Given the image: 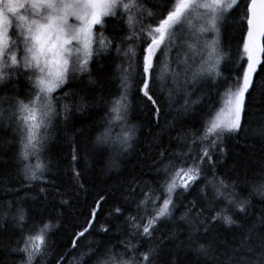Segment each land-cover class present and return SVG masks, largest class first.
I'll list each match as a JSON object with an SVG mask.
<instances>
[{
    "label": "snow or ice",
    "instance_id": "snow-or-ice-1",
    "mask_svg": "<svg viewBox=\"0 0 264 264\" xmlns=\"http://www.w3.org/2000/svg\"><path fill=\"white\" fill-rule=\"evenodd\" d=\"M241 3L242 0H169L166 14L161 15L155 24L145 25V13L149 18L155 13L141 0H0V128L11 129L19 137L17 155L24 187L44 181L47 171L44 154L50 132L61 115L68 119L73 107L62 103L61 97L55 93L76 75L90 73L93 58L113 46L103 33L106 18H126L129 32L124 40L139 41L144 45L142 64H137L133 44L130 43L123 52L127 62L118 65L120 93L112 99L105 127L96 138L98 146L110 147L118 153L127 151L136 136L135 128L128 125L127 113L128 95L136 84L138 69L142 68L139 72L140 91L157 117L160 109L150 82L157 78L164 80L169 75L177 90L183 89L186 99L182 107L188 112L192 105L204 98L200 95L191 99L194 92L203 90L210 83L219 84L221 64L226 57L231 58L220 44L221 27ZM243 6L246 34L242 37L241 59L246 58V66L240 64L233 83L223 92L217 90L216 100L203 117L202 128L180 137L186 150L176 152L175 159L162 161L164 177L160 181V191L142 189L143 198L137 202V214L128 218L130 238L121 241L123 250L117 251L111 246L104 253L96 252L95 264H157L165 244L162 237L158 243L154 242L158 226L174 219L179 190L188 191L202 176L206 178L207 169L215 168V152L224 136L241 131L246 100L255 91L253 76L258 66L264 63V0H247ZM115 47L119 55L121 46ZM173 49L178 50L175 69L171 59ZM158 52L161 57L157 61L159 76L154 71ZM21 75L31 84L26 99L8 91ZM70 95L67 91L63 93L64 97ZM84 106L83 99L76 105L77 109ZM116 128L119 131H115ZM161 157H164L163 152ZM33 158L35 163H32ZM209 185L210 198L209 193L204 192L209 205L204 233L209 232V223L219 221L228 227L242 228L240 242L235 246L225 242V248L221 249L214 240L202 241L198 217L206 209L201 205L200 212L193 216L194 201L189 211L180 217L189 226L187 246L204 264H214L221 256L224 257L223 264H264V231L259 230L255 222L248 226L239 225L232 213L233 208L246 213L250 200L240 198L235 185L230 186L222 178L213 176L205 188ZM253 192L264 198V183L254 186ZM103 199L101 196L100 200ZM115 211L121 209L117 207ZM91 216L95 221V210ZM9 219L22 229L23 246L17 241V247L12 251L24 254L21 264H37L38 258H43L47 252L49 233L55 225L49 222L26 228L27 212L14 201L3 202V211L0 212V220ZM259 224L264 228V217ZM91 227L90 222L74 236L73 248ZM101 231L107 232L108 228L101 226ZM133 239L136 243L132 242ZM145 243L146 250L140 251ZM63 260L61 256L57 264H63Z\"/></svg>",
    "mask_w": 264,
    "mask_h": 264
},
{
    "label": "trees",
    "instance_id": "trees-1",
    "mask_svg": "<svg viewBox=\"0 0 264 264\" xmlns=\"http://www.w3.org/2000/svg\"><path fill=\"white\" fill-rule=\"evenodd\" d=\"M141 3L155 13L152 18L145 13V25L155 24L161 15L166 14L169 6V0H141ZM245 3L247 0H242L240 7L221 27L220 44L231 58L226 57L221 64L219 84L210 83L203 90L194 92L191 99L200 95L204 98L192 105L188 112H184L182 107L186 99L183 89L177 90L169 75L164 80L157 78L150 82L151 92L160 109L157 117L140 91L139 72L142 68L138 69L136 84L128 95L127 113L128 125L135 128L136 136L127 151L117 153L110 147L98 146L96 142L105 127L111 101L120 93L118 65H126L127 58L123 52L130 43L137 51V64H142L144 45L139 41L124 40L129 29L123 16L106 18L103 33L113 46L93 58L90 73L76 75L55 93L61 97L62 103L73 107L68 119L61 115L50 132L44 154L47 164L44 181L24 187L17 155L19 137L11 129L0 128V212L3 211V202L14 201L27 212L26 228L49 222L55 225L49 233L47 252L43 258H38L37 264H57L61 256L64 257L63 264H95L96 252L104 253L111 246H115L117 251L123 250L121 241L130 238L128 218L137 214L136 205L143 198L142 189L160 191V181L164 177L162 161L175 159L176 152L186 150L180 137L189 136L192 131L202 128L203 117L216 100L217 90L223 92L233 83L239 65L246 66V58L241 59L242 37L246 34V21L243 19ZM116 45L122 49L119 55ZM160 58L158 52L154 61L157 76L160 74L157 63ZM174 58L171 54L172 61ZM253 81L255 91L246 100L241 131L224 136L215 152V168L207 169L206 178L202 176L188 191L179 190L174 219L158 226L154 242L158 243L162 237L165 244L157 264H204L187 246L189 226L180 219L194 201L196 208L192 210L193 216L200 212L201 205L206 209L198 217L202 241L214 240L221 249L225 248V242L229 246L239 244L243 229L235 225L228 227L219 221L209 223V232L204 233L209 208L204 192L209 193V198L211 194V186L205 188V185L213 176L224 179L230 186L234 184L240 198L250 200L246 213L232 209L238 224L248 226L255 222L257 228L264 231L259 224L264 217V198L253 192L254 186L264 183V63L258 66ZM13 84L14 87L8 89L10 94L18 93L26 99L31 90L29 80L21 75ZM65 91L72 95L64 97ZM81 99L85 106L77 109ZM32 163H35L34 158ZM101 196L103 200H100ZM117 207L120 212L115 211ZM95 209L96 217L89 229L90 234L85 233L77 241V247L70 249L72 239L88 226ZM101 226L107 227L108 231H101ZM169 235L174 238L168 239ZM17 241L22 247V229L10 219L0 220V264H21L24 254L12 251L17 247ZM132 242L136 243V240ZM146 247L147 244H143L140 251L146 250ZM223 260L221 256L214 264H223Z\"/></svg>",
    "mask_w": 264,
    "mask_h": 264
},
{
    "label": "rangeland",
    "instance_id": "rangeland-1",
    "mask_svg": "<svg viewBox=\"0 0 264 264\" xmlns=\"http://www.w3.org/2000/svg\"><path fill=\"white\" fill-rule=\"evenodd\" d=\"M70 23H75V21H73V20H70ZM171 54H174V56H175V58H174V60H173V64H172V68L173 69H175L176 68V60H177V51H172V53ZM183 57L181 56L180 57V59H182ZM183 66L181 65V68H182ZM88 227V226H87Z\"/></svg>",
    "mask_w": 264,
    "mask_h": 264
},
{
    "label": "water",
    "instance_id": "water-1",
    "mask_svg": "<svg viewBox=\"0 0 264 264\" xmlns=\"http://www.w3.org/2000/svg\"><path fill=\"white\" fill-rule=\"evenodd\" d=\"M95 211H96V209H95ZM90 222L92 223L93 222V220H92V217H91V219H90ZM89 222V223H90ZM89 225V224H88ZM73 247H72V244H71V248L70 249H72Z\"/></svg>",
    "mask_w": 264,
    "mask_h": 264
}]
</instances>
